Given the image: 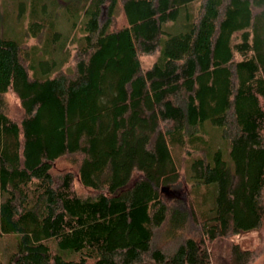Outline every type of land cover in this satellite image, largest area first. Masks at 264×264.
I'll return each mask as SVG.
<instances>
[{
	"label": "trees",
	"instance_id": "1",
	"mask_svg": "<svg viewBox=\"0 0 264 264\" xmlns=\"http://www.w3.org/2000/svg\"><path fill=\"white\" fill-rule=\"evenodd\" d=\"M62 8L80 31L57 30ZM7 14L0 238L23 235L8 264L264 256V0H32L23 41Z\"/></svg>",
	"mask_w": 264,
	"mask_h": 264
},
{
	"label": "rangeland",
	"instance_id": "2",
	"mask_svg": "<svg viewBox=\"0 0 264 264\" xmlns=\"http://www.w3.org/2000/svg\"><path fill=\"white\" fill-rule=\"evenodd\" d=\"M48 3L49 8H53L57 3L65 4L69 0H44ZM32 0H0V11L7 12V32L12 38H15L18 41H23L26 35V29L28 28L29 16L31 11ZM60 20L58 31L62 33V36H67L70 33H73V28L67 23L66 12L63 11V8L59 10ZM9 21V23H8ZM80 29H75L74 32H78ZM159 57V54L148 56L144 55L141 57L142 64L144 66L151 65ZM9 99L12 103H15V97L13 95L9 96ZM210 143V148L212 151L221 150L224 160L232 166V160L230 157V145L226 140L220 138V136L214 131H210V135H207ZM186 160V155H183L182 166L180 167L181 179L175 185L170 186L171 191H175L172 195H167V200L169 203H174L176 201H181L186 192L189 191V185L185 173L184 161ZM21 233H11L5 234L0 238V262L2 264H8L12 255L18 250V243L22 238ZM255 236V235H254ZM58 251H60L57 248ZM65 258H68V253L65 251H60ZM252 264H264V256L260 255Z\"/></svg>",
	"mask_w": 264,
	"mask_h": 264
}]
</instances>
